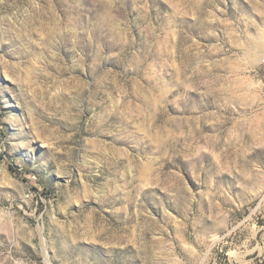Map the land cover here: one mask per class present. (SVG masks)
I'll list each match as a JSON object with an SVG mask.
<instances>
[{
	"label": "rangeland",
	"instance_id": "rangeland-1",
	"mask_svg": "<svg viewBox=\"0 0 264 264\" xmlns=\"http://www.w3.org/2000/svg\"><path fill=\"white\" fill-rule=\"evenodd\" d=\"M264 0H0V264H264Z\"/></svg>",
	"mask_w": 264,
	"mask_h": 264
},
{
	"label": "built area",
	"instance_id": "built-area-1",
	"mask_svg": "<svg viewBox=\"0 0 264 264\" xmlns=\"http://www.w3.org/2000/svg\"><path fill=\"white\" fill-rule=\"evenodd\" d=\"M262 63L264 64V59L262 60Z\"/></svg>",
	"mask_w": 264,
	"mask_h": 264
}]
</instances>
